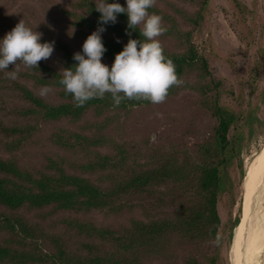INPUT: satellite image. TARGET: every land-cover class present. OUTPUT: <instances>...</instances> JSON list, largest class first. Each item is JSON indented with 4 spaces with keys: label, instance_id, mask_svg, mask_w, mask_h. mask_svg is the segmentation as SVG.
<instances>
[{
    "label": "rangeland",
    "instance_id": "1",
    "mask_svg": "<svg viewBox=\"0 0 264 264\" xmlns=\"http://www.w3.org/2000/svg\"><path fill=\"white\" fill-rule=\"evenodd\" d=\"M74 1L0 0V37L21 21L28 27H36L42 33L41 38L67 43L73 53L81 51L85 38L75 33L79 27L71 26L68 23L70 18L60 10H73ZM95 1L98 3V0ZM122 1L125 4V0ZM237 1L247 8L239 16L241 21L246 19V24L240 23L239 29L244 34L243 39L232 31L226 19V15L234 9L235 0H209L205 4L196 0H155L149 12L159 14L167 29L157 38L162 48L171 53L183 52L185 33L192 32L193 41L208 58L210 74L200 78L196 73L185 72L180 77L182 83L175 85L161 103L135 106L129 111L109 108L98 113L90 108L76 121L67 118L41 121L31 139L15 152L22 168L33 174L44 170L47 159L56 156L68 160L65 166L69 171L72 159L84 163L95 151L115 153L118 148L128 149L134 143L149 139L154 147L176 154L178 162L185 161L184 164L191 170L188 165L192 160L213 152L216 137L217 118L212 107L203 103L202 99L205 97L212 106L233 114L234 122L227 131L223 151L226 159L219 167L216 206L220 225L217 236L204 241L167 236L157 252L151 247H143L135 255L139 256L135 264H186L187 259H193L194 264H210V258L214 259L215 264H231L233 260L231 236L240 218L243 185L248 180L247 184L253 181L258 162L261 161L258 152L264 144V0ZM61 59L59 50L54 47L51 58L43 62L60 71ZM102 62L106 63L107 60L102 59ZM12 67L3 70V73L17 71L14 80L41 96V86L33 85L32 80L18 74L24 71V65L18 62ZM48 88L50 91L41 97L50 104L59 102L61 99L56 89ZM0 94L8 106L24 103L15 90L0 87ZM0 116L6 122L11 117L1 111ZM21 122L18 120V123ZM58 129L64 130V134L75 143V151L62 148L51 140V135ZM9 156L0 148V158ZM73 171L81 173L79 170ZM83 175L103 188L109 186L111 179L107 170L98 169ZM188 179L185 176L180 183L171 182L154 190L168 193L171 196L169 203L172 197L182 202L193 190L194 184ZM152 200L119 199L111 206L80 212L55 210L52 206L21 208L18 212L41 225L48 235L45 245L51 249L52 236L76 234L77 227H69V222L74 223L75 220L89 229L93 225V228H112L127 234L133 228L134 221L148 222L171 215L174 203L163 208L157 206L154 210L148 206ZM165 201L168 202V199L165 198ZM260 203L264 210V200ZM0 211L7 210L0 205ZM66 229L68 231L64 232ZM3 236L5 234H0V241ZM87 239L97 245L102 241L96 235ZM170 249L172 255L165 257ZM127 255L134 257L131 253Z\"/></svg>",
    "mask_w": 264,
    "mask_h": 264
},
{
    "label": "trees",
    "instance_id": "2",
    "mask_svg": "<svg viewBox=\"0 0 264 264\" xmlns=\"http://www.w3.org/2000/svg\"><path fill=\"white\" fill-rule=\"evenodd\" d=\"M196 1L205 4L209 0ZM118 2L124 5L122 0ZM96 4L95 0H75L72 3L73 10H60L70 18L68 23L71 26L79 27L75 33L86 38L98 27L100 13L95 9ZM246 10V6L235 0L233 11L226 15L230 28L242 39L244 34L239 29L241 24H246V19L241 21L239 16ZM104 27L106 30L102 33V41L106 51L102 59H106V64L111 65L115 54L129 39L126 34V14H118L115 24ZM191 33H185L186 46L183 52L171 53L163 48L165 57L171 59L175 66L178 79L185 72L196 73L200 78L210 74L208 58L193 41ZM131 37L144 39L139 37L138 29L131 31ZM41 40L54 41V47L62 57V68L75 63L72 59L73 52L67 43L58 39ZM18 74L32 80L35 86L55 88L61 100L50 104L27 85L8 78L7 74L0 71V87L15 90L24 102L20 106H8L0 94V111L2 114L11 115L8 122L0 116V148L10 155L8 158H0V205L7 210L0 211V234H5L0 241V264H135L139 257L135 255L139 254L143 247H151L157 252L167 236L201 241L217 236L220 225L216 206L220 184L219 167L226 159L223 151L227 143V131L234 122L233 114L212 106L211 101H207L205 97L202 99L203 103L212 107L217 118L216 137L213 152L206 153L196 161L192 160L188 165L191 170H188L185 161L178 162L176 154L162 151L146 139L130 145L128 149L118 148L115 153L102 154L95 151L84 163L72 159V171L67 170L65 165L68 160L65 157H49L44 170L33 174L22 168L15 152L31 139L39 128V122L61 118L76 121L90 108H94L98 113L109 108L129 111L135 106L152 102L144 99H125L119 106H114L110 94H106L103 99H91L84 106L76 107L71 94L66 93L58 83L61 78L60 71L48 66L43 60L39 62L38 68L25 67L24 71H19ZM174 86L169 89L167 95ZM18 120L23 122L18 123ZM70 139L62 129L51 135L55 144L75 151V143ZM98 169L110 173L111 179L106 188L83 175ZM73 170H79L81 173L76 174ZM185 176L189 177L190 183L193 182V190L182 202H177L172 197L170 203L175 206L170 212L171 215L153 218L148 222L134 221L133 228L128 230L127 234L112 228H93V225L91 233V229L75 220L74 223L69 222V227H77L76 234L52 236V248L49 249L45 245L48 235L41 225L31 222L18 212L21 208L45 206H52L55 210L89 211L111 206L119 199H153L148 202V206L155 210L157 206H169L171 196L154 189L165 187L171 182L180 183ZM160 193L163 195H159ZM84 235L87 236L86 239L81 238ZM95 235L102 239L98 245L87 239ZM168 251L170 252H166L165 257L172 255L171 249ZM186 264H194L193 259H187ZM210 264H215L213 258H210Z\"/></svg>",
    "mask_w": 264,
    "mask_h": 264
},
{
    "label": "clouds",
    "instance_id": "3",
    "mask_svg": "<svg viewBox=\"0 0 264 264\" xmlns=\"http://www.w3.org/2000/svg\"><path fill=\"white\" fill-rule=\"evenodd\" d=\"M155 0H98L95 6L100 13L98 27L87 35L81 51L73 53L71 66L61 68L59 85L71 94L76 107H82L91 99H103L110 94L114 106L125 99H144L161 103L169 89L182 83L178 79L171 59L165 57L160 37L167 29L162 17L149 12ZM126 14V34L129 39L117 52L111 65L102 62L106 48L102 41L105 25L115 24L118 14ZM139 30V37L132 38L131 31ZM42 33L17 23L0 37V71L14 68L21 62L27 68H38L39 62L51 58L54 41H42ZM10 79L17 78V71H8ZM50 89L43 86L40 95ZM154 139V137H153Z\"/></svg>",
    "mask_w": 264,
    "mask_h": 264
},
{
    "label": "bare ground",
    "instance_id": "4",
    "mask_svg": "<svg viewBox=\"0 0 264 264\" xmlns=\"http://www.w3.org/2000/svg\"><path fill=\"white\" fill-rule=\"evenodd\" d=\"M257 172L258 168L255 170V175ZM263 200L264 184L247 218L245 233L244 230L240 231L232 243L235 260L242 262V264H264V210L261 209L262 205H260V201Z\"/></svg>",
    "mask_w": 264,
    "mask_h": 264
},
{
    "label": "water",
    "instance_id": "5",
    "mask_svg": "<svg viewBox=\"0 0 264 264\" xmlns=\"http://www.w3.org/2000/svg\"><path fill=\"white\" fill-rule=\"evenodd\" d=\"M258 157H260L261 161L258 162V172L257 175H255V179L250 184H247L248 181L244 182L243 189H242V197H241V208H240V218L233 228L231 241L234 243L235 236L240 232L246 230L247 225V218L252 210V206L254 203H256V198L263 189L264 184V144L260 148L258 152ZM254 177V176H253ZM235 254H233V260L231 264H235ZM236 264H242V262H237Z\"/></svg>",
    "mask_w": 264,
    "mask_h": 264
}]
</instances>
